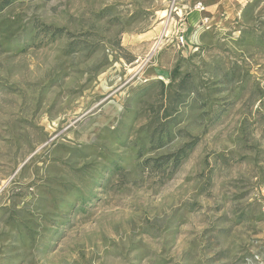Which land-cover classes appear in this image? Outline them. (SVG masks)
<instances>
[{
  "label": "rangeland",
  "instance_id": "rangeland-1",
  "mask_svg": "<svg viewBox=\"0 0 264 264\" xmlns=\"http://www.w3.org/2000/svg\"><path fill=\"white\" fill-rule=\"evenodd\" d=\"M5 1L0 264H264V0ZM174 73L197 92L150 149Z\"/></svg>",
  "mask_w": 264,
  "mask_h": 264
},
{
  "label": "trees",
  "instance_id": "trees-1",
  "mask_svg": "<svg viewBox=\"0 0 264 264\" xmlns=\"http://www.w3.org/2000/svg\"><path fill=\"white\" fill-rule=\"evenodd\" d=\"M9 2L10 0H7L4 3ZM2 7L3 4L0 5V9ZM40 29L44 34H50L53 36L61 35L63 33V30L61 28L52 29V27L50 26H40ZM159 87L160 94H162L165 100V104H162L161 106L162 113L160 114L157 110H155V112L153 110L154 114L151 120H149L145 124L146 127L144 142L151 147L150 149L160 147L166 141H168V139L172 135L169 127L172 126V124L174 125V122L181 114V112H179L178 110V107L184 106L187 103V97L189 94H194V92H197L191 80V76L188 74H184L178 79L177 74L174 73L171 76V82L168 85H164L163 82H159ZM157 124H159V126ZM144 142H141L140 146H138L139 153L144 148ZM196 143L197 141L195 139L187 141L170 156H162L159 158L151 159L150 166L157 169L163 166H169L172 170H174V168L177 167L181 163V161L185 159V157H187ZM148 161L150 160H147V162Z\"/></svg>",
  "mask_w": 264,
  "mask_h": 264
},
{
  "label": "built area",
  "instance_id": "built-area-1",
  "mask_svg": "<svg viewBox=\"0 0 264 264\" xmlns=\"http://www.w3.org/2000/svg\"><path fill=\"white\" fill-rule=\"evenodd\" d=\"M175 4H176V0H173L171 2V7L173 9H176V5ZM194 9L197 10V11H202V10H205V6L202 5L200 2H198L197 4H195ZM177 16H178L179 26H181V28L180 27L178 28L176 39H177V43L179 45H184V41H185L184 30H185V28H184L183 24H184V20H185V14L184 13L183 14L182 13L181 14L177 13Z\"/></svg>",
  "mask_w": 264,
  "mask_h": 264
},
{
  "label": "crops",
  "instance_id": "crops-1",
  "mask_svg": "<svg viewBox=\"0 0 264 264\" xmlns=\"http://www.w3.org/2000/svg\"><path fill=\"white\" fill-rule=\"evenodd\" d=\"M193 6L190 7V6L182 5V8L180 9V12L184 13L185 17L188 16L190 13H194V14H196V16H200L201 17L202 14L199 11H197V10L195 11ZM208 7L207 8L205 7L206 12H207ZM186 8H188L189 11L185 10Z\"/></svg>",
  "mask_w": 264,
  "mask_h": 264
}]
</instances>
